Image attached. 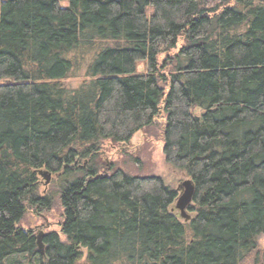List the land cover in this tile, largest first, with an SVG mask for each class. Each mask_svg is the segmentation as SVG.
Wrapping results in <instances>:
<instances>
[{
	"label": "trees",
	"instance_id": "obj_1",
	"mask_svg": "<svg viewBox=\"0 0 264 264\" xmlns=\"http://www.w3.org/2000/svg\"><path fill=\"white\" fill-rule=\"evenodd\" d=\"M159 106L165 163L194 185L187 223L160 178L102 173L101 144L128 145ZM39 172L64 237L41 251L17 226L52 208ZM261 234L264 0H0V264H264Z\"/></svg>",
	"mask_w": 264,
	"mask_h": 264
},
{
	"label": "rangeland",
	"instance_id": "obj_2",
	"mask_svg": "<svg viewBox=\"0 0 264 264\" xmlns=\"http://www.w3.org/2000/svg\"><path fill=\"white\" fill-rule=\"evenodd\" d=\"M182 45V41L180 40L177 48L172 50L168 56L172 57L175 55ZM101 48L102 44L96 43L92 47L86 46L84 49H78L72 53L75 57L74 68L70 72L69 78L63 81V85L66 88L74 89L86 79V73L90 67V63L100 53ZM67 58L70 59L69 56ZM165 60V55L159 56V65H162ZM137 72H143V65H139ZM159 109V115L153 120V124L148 129L136 133L128 145H112L108 141L101 144L99 151L100 161L105 163V168L102 170V173L108 174L111 173V170L118 169L133 177H158L163 181L165 186L176 192L178 197V187L182 182L188 180V178L183 173L174 170L165 163L163 155V130L166 123V116L161 110V106H159ZM56 181L57 177L52 175L47 186H45L44 178L40 177L39 180L38 194L40 196H53L51 210L48 212L42 211L39 215L28 212L17 226L24 230L34 231L36 236L40 233L44 234V232L52 231L58 234L60 240L63 242L64 237L59 227L61 209L59 207L58 194L56 195L58 192ZM174 205L175 202L171 206L170 212H172L171 209ZM172 213L178 217L177 211ZM179 220L183 222L182 219L179 218ZM257 243L264 250V234L259 235ZM82 262L80 264H83ZM247 264L251 263L248 262Z\"/></svg>",
	"mask_w": 264,
	"mask_h": 264
},
{
	"label": "water",
	"instance_id": "obj_3",
	"mask_svg": "<svg viewBox=\"0 0 264 264\" xmlns=\"http://www.w3.org/2000/svg\"><path fill=\"white\" fill-rule=\"evenodd\" d=\"M39 175L45 179V186L48 185L49 179L51 175L47 172H39ZM179 196L175 200V205L171 209L172 212L177 211L178 212V218L182 219L183 222L187 223L190 221L191 217L188 213V207L192 203L193 195H194V185L191 180H185L180 184L178 187ZM44 234L40 233L36 237V244L38 246V249L42 250V239Z\"/></svg>",
	"mask_w": 264,
	"mask_h": 264
}]
</instances>
